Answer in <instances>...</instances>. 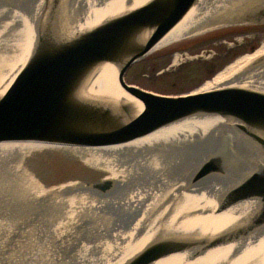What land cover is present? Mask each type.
Listing matches in <instances>:
<instances>
[{
  "label": "water",
  "instance_id": "obj_1",
  "mask_svg": "<svg viewBox=\"0 0 264 264\" xmlns=\"http://www.w3.org/2000/svg\"><path fill=\"white\" fill-rule=\"evenodd\" d=\"M199 1L14 3L0 30V264H264V94L125 81ZM212 23L264 25V0ZM262 83L264 65L250 87Z\"/></svg>",
  "mask_w": 264,
  "mask_h": 264
},
{
  "label": "rangeland",
  "instance_id": "obj_2",
  "mask_svg": "<svg viewBox=\"0 0 264 264\" xmlns=\"http://www.w3.org/2000/svg\"><path fill=\"white\" fill-rule=\"evenodd\" d=\"M16 1L0 0V8H12ZM243 27L228 33V28L213 30L150 54L129 69L125 81L166 96L198 92L228 65L260 47L264 25ZM177 56L180 58L175 62Z\"/></svg>",
  "mask_w": 264,
  "mask_h": 264
},
{
  "label": "bare ground",
  "instance_id": "obj_3",
  "mask_svg": "<svg viewBox=\"0 0 264 264\" xmlns=\"http://www.w3.org/2000/svg\"><path fill=\"white\" fill-rule=\"evenodd\" d=\"M260 0H200L186 16L185 18L169 33L167 34L152 50L151 54L169 47L175 43H179L185 39L196 37L209 33L213 30L212 22L215 20H223L228 17L232 11L239 10L246 4H252ZM11 8L1 6L0 8V30L4 26ZM230 12V13H229ZM240 26L237 28H241ZM233 28V27H229ZM12 31V27H9L5 32L0 34V47L4 44ZM264 57V41L255 52L246 54L232 64L224 68L214 78L207 81L199 90L200 92H208L226 87H240L252 89L264 94V83L252 88L250 83L258 72V70L264 65L256 64L260 58ZM179 56L176 57L175 62L179 60ZM196 93V92H194ZM234 135L241 137L233 127L227 121L219 118H213Z\"/></svg>",
  "mask_w": 264,
  "mask_h": 264
},
{
  "label": "trees",
  "instance_id": "obj_4",
  "mask_svg": "<svg viewBox=\"0 0 264 264\" xmlns=\"http://www.w3.org/2000/svg\"><path fill=\"white\" fill-rule=\"evenodd\" d=\"M235 29H244V27H241V28H228V30H225V31H227V33L228 32H230V31H233V30H235ZM216 35V34H215ZM212 39V38H211ZM210 39V40H211ZM201 40H203V43L205 42L206 43V40H204V39H201Z\"/></svg>",
  "mask_w": 264,
  "mask_h": 264
}]
</instances>
